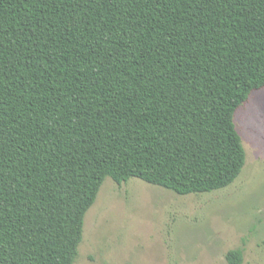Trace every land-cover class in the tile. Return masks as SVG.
Returning a JSON list of instances; mask_svg holds the SVG:
<instances>
[{"label":"trees","instance_id":"obj_1","mask_svg":"<svg viewBox=\"0 0 264 264\" xmlns=\"http://www.w3.org/2000/svg\"><path fill=\"white\" fill-rule=\"evenodd\" d=\"M263 88L264 0H0V264H74L106 177L232 184Z\"/></svg>","mask_w":264,"mask_h":264},{"label":"rangeland","instance_id":"obj_2","mask_svg":"<svg viewBox=\"0 0 264 264\" xmlns=\"http://www.w3.org/2000/svg\"><path fill=\"white\" fill-rule=\"evenodd\" d=\"M234 120L246 164L229 186L178 194L138 177H106L85 217L74 264H264V88L254 90Z\"/></svg>","mask_w":264,"mask_h":264}]
</instances>
